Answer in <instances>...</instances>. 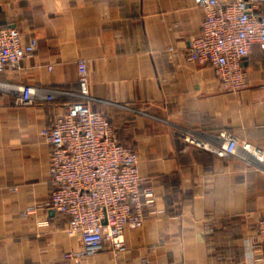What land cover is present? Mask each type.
I'll list each match as a JSON object with an SVG mask.
<instances>
[{
  "label": "crops",
  "instance_id": "crops-1",
  "mask_svg": "<svg viewBox=\"0 0 264 264\" xmlns=\"http://www.w3.org/2000/svg\"><path fill=\"white\" fill-rule=\"evenodd\" d=\"M204 18L196 0H0V23L38 40L33 54L0 71V264H59L83 250L51 206L52 146L43 135L74 101L46 100V90L78 92L83 58L93 108L137 150L163 212L128 226L124 250L105 244L68 264H264V162L184 139L219 141L226 130L264 150V50L255 45L244 58L245 87L224 89L212 65L189 58ZM22 84L40 88L34 104L15 102Z\"/></svg>",
  "mask_w": 264,
  "mask_h": 264
},
{
  "label": "built area",
  "instance_id": "built-area-1",
  "mask_svg": "<svg viewBox=\"0 0 264 264\" xmlns=\"http://www.w3.org/2000/svg\"><path fill=\"white\" fill-rule=\"evenodd\" d=\"M205 18L202 32L190 42L189 58L212 65L221 86L238 91L247 84L243 60L255 45L264 50V0H196ZM38 40L26 41L18 27L0 23V71L8 64L18 66L36 50ZM78 92L52 88L46 100L72 95L68 110L43 129L52 146L51 206L68 220V232L79 234L83 250L68 252L72 257L92 255L108 244L119 252L127 246L126 228L137 226L156 213L155 191L145 187L137 150L121 141L111 119L93 108L89 70L86 59H80ZM40 88L33 84L17 87V104H34ZM219 141H206L195 134L184 139L219 156L237 155L246 160L264 162V150L229 131H221ZM257 237L264 263V218L257 226Z\"/></svg>",
  "mask_w": 264,
  "mask_h": 264
}]
</instances>
